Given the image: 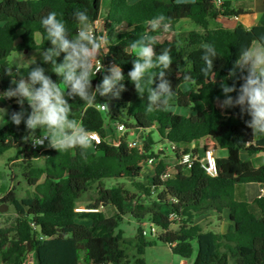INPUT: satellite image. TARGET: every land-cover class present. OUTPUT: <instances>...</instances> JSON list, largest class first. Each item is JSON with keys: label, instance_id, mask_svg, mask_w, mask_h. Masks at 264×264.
Listing matches in <instances>:
<instances>
[{"label": "trees", "instance_id": "1", "mask_svg": "<svg viewBox=\"0 0 264 264\" xmlns=\"http://www.w3.org/2000/svg\"><path fill=\"white\" fill-rule=\"evenodd\" d=\"M109 1L98 36L107 38L109 54L105 57L123 69L126 90L119 98L98 96L91 106L79 97L69 98L77 122L101 138L99 144L93 141L86 150L87 160L78 148L58 153L47 146L33 151L31 142L23 139L28 135L25 124L16 126L9 119L12 112L21 111L17 99H9L8 122L0 130V156L12 148L20 150L22 159L17 157L11 162L19 166L29 189L22 198L14 188L5 196L0 195V205L6 204L13 211L11 215L0 214V264H24L29 253H33L36 264H130L126 246L135 251L134 264H145L142 256L153 244L144 234L146 220L159 229L152 237L188 264H264V197L254 201L260 215L252 211L248 202L235 197L240 184H264V165L256 166L242 157L264 153V137L253 138L245 123L250 117L242 115L239 107H220L225 99L221 84H235L238 89L243 83L239 72L235 77L228 76L240 47L254 43L264 46V26L211 27V22L220 18L240 16L231 2H225L219 10L212 0ZM77 9L87 10L91 26L101 18L103 0L0 1V92L13 86L5 69L15 68L7 62L12 53L44 51L52 46L41 26V17L55 11L75 38L80 27L73 15ZM161 14L168 18L173 39L159 40L162 30L150 34L157 37L158 54L162 48L172 49L168 78L176 95L166 110L147 112V93L140 98L127 78L135 59L127 49L132 40L148 30L146 21ZM182 20L192 21L198 30L177 31ZM204 44L213 45L219 54L209 77L201 73ZM63 55L57 58L58 63L63 61ZM37 64L58 81L47 64ZM19 68V73L13 70V78L27 76L29 66ZM186 73L190 80L183 79ZM105 74L93 73L94 88ZM58 84L61 91L67 92L62 80ZM106 101L110 112L100 108ZM4 105L0 101V108ZM175 108H188L192 114H176L172 111ZM23 110L26 114L31 111L27 101ZM118 123L127 130L122 137L115 135ZM137 130L141 132V149L130 148L128 143L129 132ZM155 132L161 141L176 145V158L181 152L200 159L198 149L193 147L200 140L214 141L227 151V156L217 158L215 177L207 174L200 161H195L190 169L177 167L175 174L164 179L167 165L158 161L152 180L146 185L138 180L142 167L150 158H161L154 149ZM36 133L42 132L38 129ZM35 158L43 162L41 166H36ZM110 179L130 181L136 193L123 184L107 187L105 181ZM94 185L95 198L87 209L98 211L77 212L80 200ZM108 205L116 208L115 216L108 218L100 210ZM128 210L138 224L136 236L130 240L117 230ZM208 211L218 215L228 212L230 224L225 232L204 231L195 223L198 215ZM174 225H178L177 230H173Z\"/></svg>", "mask_w": 264, "mask_h": 264}, {"label": "clouds", "instance_id": "2", "mask_svg": "<svg viewBox=\"0 0 264 264\" xmlns=\"http://www.w3.org/2000/svg\"><path fill=\"white\" fill-rule=\"evenodd\" d=\"M73 15L80 25L75 38L69 35L65 23L58 19L55 11H50L40 19L47 40L52 45L41 52L43 63L51 64V71L59 78L58 81L62 80L67 85V92L61 91L58 81L47 75V70L37 64L36 59H29L26 77H12L13 70L20 72L19 66L5 68L6 74L12 78L13 86L0 92V97L16 98L21 106V111L12 112L9 119L16 126L22 122L25 124L28 130V135L23 137L25 142L42 146L47 139L48 146L58 153L78 148L82 158L87 160L86 150L92 147L95 136L74 118L69 98L79 97L88 106L93 105L98 96L119 98L126 90L125 75L117 64L107 68L102 64V57L109 54L108 41L105 36H97L90 27L87 10L77 9ZM146 24L148 30L128 46L127 51L135 59L127 78L140 98L147 93V112L166 110L176 95L168 78V71L173 63L172 49L162 48L158 54L155 47L157 37L150 33L161 30L167 33L170 31V23L161 14L146 21ZM202 49L201 73L204 77H209L214 73V60L219 54L211 44H204ZM61 54H64L63 61L58 63L57 58ZM94 67L95 76L100 72L106 73L95 88L92 83ZM237 72L243 83L238 89L235 84H221L225 99L220 102V107H239L242 115L250 117L245 123L252 130L253 138L264 137V46L240 47L238 58L228 76L235 77ZM183 79L190 80V74H184ZM234 92L237 94L232 96L231 93ZM25 101L31 109L27 114L23 110ZM104 107L110 112L107 101L104 102ZM0 112H3L5 119L7 109L0 108ZM5 121L0 125L8 122ZM38 129L42 132L40 137L36 136ZM45 130L47 134H44Z\"/></svg>", "mask_w": 264, "mask_h": 264}, {"label": "rangeland", "instance_id": "3", "mask_svg": "<svg viewBox=\"0 0 264 264\" xmlns=\"http://www.w3.org/2000/svg\"><path fill=\"white\" fill-rule=\"evenodd\" d=\"M163 1L169 2L170 0H163ZM179 1L180 2H192L196 0H179ZM212 1H215V0H212ZM254 1L255 0H231V3L236 12H241V10L244 9L246 6L252 5ZM109 4H110L109 0H103V10L101 13V18H100L101 29L103 28L102 19L106 13L107 8L109 7ZM241 15H242V12L240 16ZM217 26H220V24L215 21L211 22V27H217ZM176 30L179 32H186V31H191V30H198V27L190 20H182L178 23ZM173 36L174 35L169 34V32L167 33L162 32V34L159 36V40L161 41L172 40ZM38 37L40 38V36ZM256 46H260V45L256 43ZM41 52L42 51L28 52L27 50H24L23 52H14L7 58V62L13 67L29 66L30 62L27 61L29 59H33V60L36 59V62L41 61ZM47 68L49 72L53 73L51 71L50 63L47 64ZM1 102L3 103L4 99H2ZM3 108L7 109V115L5 116V119H4L3 112H0V123L6 122L5 120H7L9 116V112H10V105L5 104ZM172 111L176 114H180L184 116H190L192 114V112L188 108H175ZM6 124L7 123L0 125V130ZM139 133L140 131L138 130L134 132L130 131L128 135V141L138 140L140 136ZM115 135L119 136L117 132H115ZM153 138L156 141V145L154 146V149L156 152H158L160 149L163 148L164 153L167 157H171V158L174 157V153L171 149L170 143L161 141V138L157 132L153 134ZM197 144L200 148L202 147V141H198ZM19 151L20 150L17 148H12L8 150L7 152H5L2 156H0V195L1 196H5L12 188L16 190L19 198L25 197L27 195L28 186L23 178L21 169L19 168V166L14 165V163L11 162V160L17 157H19L20 160L22 159V157L19 155ZM220 151L222 150L220 149ZM225 152L227 153L226 150ZM20 162L21 161H17V164ZM34 162L36 166H41L43 163L38 158H35ZM146 169L147 167H145V170ZM153 175H154V172L147 170L146 172L143 173V175L140 176L138 180L148 185L151 182ZM117 184H123L125 189L129 190L131 193H136V190L133 188L131 182L126 179H110V180L105 181V185L107 187L115 186ZM95 190H96V185H94L92 189L86 195L82 197L78 207L87 209L89 207V204L93 203L94 201L93 199L95 198ZM101 210L103 211L105 216L108 218L115 216L117 213L116 208L112 205L102 207ZM12 213H13L12 209L8 207L6 212L0 213V214L11 215ZM204 214H207V212ZM209 220L211 221L208 222ZM199 221L201 222V225L208 230L212 229L213 231H217V232L225 231L224 230L225 228L221 229V225L219 221L217 222L214 219L212 220L206 215L205 217H201ZM144 224H145L144 229L148 232L147 238L153 242V244L145 250V253L142 256V258L145 261V264H180L182 259L179 256L174 255L170 247L159 243L155 237H152L150 235L149 221L146 220ZM137 228H138V224L128 210L126 215L123 217V220L120 222L117 230L123 231L124 237L130 240L136 236ZM177 229H178V225H174L173 230H177ZM155 230L159 232V229L155 228ZM126 247H127V253H128V261L131 262L130 264H134L135 263V260H134L135 251L133 250L131 246H126ZM195 250L197 253V246H195Z\"/></svg>", "mask_w": 264, "mask_h": 264}, {"label": "crops", "instance_id": "4", "mask_svg": "<svg viewBox=\"0 0 264 264\" xmlns=\"http://www.w3.org/2000/svg\"><path fill=\"white\" fill-rule=\"evenodd\" d=\"M177 1H179V0H177ZM223 2L224 3L225 2H231V0H223ZM263 2H264V0H255L252 5L246 6L244 9L241 10V12H242L241 16L230 17V18H220L217 21V23L220 24V27H224L227 29H235L236 27H238L240 25L244 26L246 29H251V28L256 27V26H264V3ZM232 9L235 10L233 8V6H232ZM40 40L41 39L37 36L38 43L40 42ZM255 46H256V43H254V45L252 47H255ZM39 62H43L42 56H41V61H39ZM1 100H2V97H0V101ZM4 102H3L4 104L10 105L8 103L9 99H4ZM139 135H141V132L139 133ZM200 141H202V147L201 148L197 144L198 141L195 144H193V147H196L198 149V156L200 158L203 157L206 149H211L214 152L216 158H225L227 156V153L225 152V150L219 148L214 141H212V140H200ZM220 149L222 151H220ZM158 152L159 153L161 152L160 153L161 158H159L158 161H163V163H165L167 165L166 170L171 175L175 174L177 172V165H176L177 163H176L175 155L173 158L167 157L164 153L163 148L160 149ZM242 157H243V159H250L256 166L264 165V153L259 154V155H255V156L250 157V158L246 154H243ZM145 167H147L146 170H145ZM147 170L154 172L155 166H153V167H151L150 165L143 166L141 175H143V173L146 172ZM262 190H264V184H259V183L240 184L236 187L235 197H236L237 201L248 202L251 205L252 211L254 213H256L257 215H260L257 208L254 206V201L256 199L260 198ZM78 208H81V207H78ZM101 209L102 208H100V210ZM205 215L208 216L212 220L214 219L217 222L219 221L220 225H221V229L225 228L224 230L226 231L227 228L229 227L230 221H229L228 212H224L222 215H218L214 211H208L207 214L198 215L195 219V223L198 224L199 226H201L204 231H213L212 229L208 230L201 225V222L199 221V219L201 217H205ZM210 221L211 220H209L208 222H210ZM150 225L151 224L149 223V227H150ZM144 227H145V224L143 223V228ZM225 231H222L221 233H223ZM157 232L158 231H156V233ZM214 232H217V231H214Z\"/></svg>", "mask_w": 264, "mask_h": 264}, {"label": "built area", "instance_id": "5", "mask_svg": "<svg viewBox=\"0 0 264 264\" xmlns=\"http://www.w3.org/2000/svg\"><path fill=\"white\" fill-rule=\"evenodd\" d=\"M213 3H214L215 8H217L219 10L223 9L224 2L222 0H215V1H213ZM102 26H103V23H102ZM90 27H92L95 30L97 36L103 30V28L101 29V26H100V20L95 22L94 24H92ZM102 64L106 68L107 66H110L113 63L110 60L106 59V57L104 56V57H102ZM96 66L98 67V64ZM93 73L95 74V67L93 69ZM100 73H98V74H100ZM100 108H101V110L105 109L104 106H102ZM115 127H116V132L119 134V137H122L127 131L126 127L121 123H118ZM44 134H47V133H44ZM93 134L95 136L94 142L99 144L101 142L100 136L96 133H93ZM41 135H42V133H36L37 137H40ZM128 143H129L130 148H138V149L142 148V139H140V137L138 140L129 141ZM31 146H32L33 151H39L42 148H46L48 146V141H47V139H45V143L42 146L41 145H33L32 143H31ZM171 149H172V151L176 150L177 149L176 145H172ZM195 161H200L202 163V166L208 175H210L212 177H215L217 175V173H218L217 163H216L217 158L211 149H206L203 157L200 159L197 156H194L190 153H181L180 152L179 156L176 158V163H177L176 165H177V167L190 169L193 166ZM157 163H158V160L156 158H150L147 161V165H150V166H153V165L155 166ZM170 176H171V174L166 170L164 172L163 178L167 179ZM263 196H264V190L261 191L260 198ZM76 211L77 212H93V211H98V210L77 208ZM155 228L156 227L153 226L152 224L150 225V232L149 233L151 236H154L156 234ZM144 234L147 235L148 232L146 230H144ZM33 257H34L33 253L27 254L26 258L24 260V264H36L35 259ZM180 264H188V263H187V261L182 260Z\"/></svg>", "mask_w": 264, "mask_h": 264}, {"label": "water", "instance_id": "6", "mask_svg": "<svg viewBox=\"0 0 264 264\" xmlns=\"http://www.w3.org/2000/svg\"><path fill=\"white\" fill-rule=\"evenodd\" d=\"M161 153V152H160ZM159 153V154H160ZM8 209V205H6V204H2V205H0V213H4V212H6V210ZM38 231L39 232H41V227H38Z\"/></svg>", "mask_w": 264, "mask_h": 264}]
</instances>
